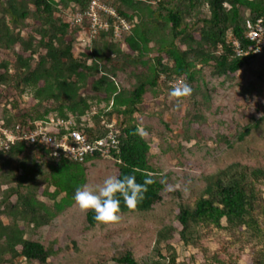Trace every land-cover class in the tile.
<instances>
[{"label":"trees","instance_id":"1","mask_svg":"<svg viewBox=\"0 0 264 264\" xmlns=\"http://www.w3.org/2000/svg\"><path fill=\"white\" fill-rule=\"evenodd\" d=\"M89 1L0 0V50H8L13 56L12 60L0 59V98L4 87L17 95L27 88L31 91L23 112L13 111L16 99L0 107V124L12 128L27 118L43 119L54 114L66 120L71 116L90 141L106 135L105 123L112 124L118 138V150H110L114 159L99 152L87 154L81 161L64 154L54 156L44 144L24 140L0 151V158L15 160L25 172L32 169L26 166L27 160L44 167L47 184L40 194L52 200L48 205L37 198L36 191L25 182L26 173L13 175L8 182L12 184L0 196V215L9 218L7 223L0 218V264L16 256L29 264H55L52 261L62 245L55 239L25 237L19 221L31 231L51 225L73 208L76 188L88 182L91 168L100 166L117 176L134 174L138 183H144L146 177L153 181L134 208L127 207L121 198L118 221L98 222L92 210L83 212L81 228L107 238L124 237V251L113 256L117 264H139L136 251L126 242L131 226L134 232L147 236L149 243L165 239L168 245L156 261L159 264H175L171 242L188 244L199 226L225 229L233 242L247 237L263 242L264 161L249 164L237 157L211 172L195 175L200 182L198 189L184 195L181 189H169V172L153 161L150 128L138 115L145 97L157 96L163 88L170 90L168 81L175 77L191 86L193 98L189 103L195 111L198 102L208 103L218 87L235 80L245 64L264 58V52L236 55L229 39L247 45L246 21L259 17L264 21V0H106L119 15L136 21L117 39L111 25L107 31H88L91 40L77 57L73 41L86 23L67 21L62 14L68 8L82 10ZM23 30L26 35H22ZM84 88L90 93H81ZM45 102L48 105L43 106ZM100 102L104 105H98ZM92 105L97 107L91 115L92 125H82L81 117ZM206 109L214 111L215 105L213 110L210 104ZM196 116L188 121H197ZM199 116H203L201 112ZM263 121L264 112L239 127L232 137L215 132V140L222 141L229 152L244 153L241 144L255 137L253 132ZM195 130L199 132L200 127ZM166 192L173 203L171 219L147 221ZM71 243L81 255L83 248L78 240L71 237ZM211 257L215 258L214 253ZM262 257L254 258V263L264 264Z\"/></svg>","mask_w":264,"mask_h":264},{"label":"rangeland","instance_id":"2","mask_svg":"<svg viewBox=\"0 0 264 264\" xmlns=\"http://www.w3.org/2000/svg\"><path fill=\"white\" fill-rule=\"evenodd\" d=\"M107 1L112 3L113 0ZM62 17L65 20L69 19L67 13L62 14ZM22 35H26V31L23 30ZM90 40L86 26L79 28L73 41L74 55L79 57ZM39 51L43 52L42 49ZM1 58L12 60L13 56L8 50H0ZM236 75L235 80L232 79V82L228 80L222 88L218 87L213 92V100L202 104L198 102L195 111H192L189 103L193 98L191 95L174 98L169 95L168 89L163 88L157 96L145 97L138 116L150 128L148 137L153 161L157 166L169 172V189H181L184 195L190 194V191L194 192L200 185L195 175H200L205 171L211 172L228 161L236 160L237 157L249 164L264 161V121L253 132L255 137L241 144L242 149H246L244 153L229 152L222 141L215 140L218 138L215 132H226L232 137L239 127L264 112V58L245 64ZM201 91H205L204 88H201ZM81 93L90 92L88 88H84ZM30 96L31 91L28 88L22 95H17L13 89L4 87L0 107L9 105L7 103L16 99L17 104L13 111L23 112L29 105ZM208 104L211 105V110L215 105V110L208 111L206 109ZM46 105L48 102L43 104V106ZM98 105L103 106L104 102ZM198 111L203 116H199ZM193 114L198 115L195 117L197 121L189 122ZM199 127L200 131L196 132L195 129ZM139 131L143 132V129L140 127ZM26 166H31L32 169L25 172L16 165L15 160L7 159L6 156L0 158V196L1 191L8 184H12L8 182L12 181L15 173H26L25 182L36 191L37 198L52 205L50 198L40 194V190L47 184L45 168L34 166L30 160L26 161ZM89 172L87 184L93 186L101 184L107 176L113 175L111 169L103 166L91 168ZM172 205L171 194L164 193V201L160 203L154 214L147 216V221L152 220L156 223L171 219ZM83 212L75 203L71 210L56 218L48 227L31 231V228L23 221H19V225L24 226L25 237L34 235V237L48 241L55 239L58 244L62 245V250L52 261L55 264H117L113 256L116 257L124 251V237L107 238L102 234H91V231L81 228ZM0 218L4 223L9 221V218L4 215H0ZM222 224H225L224 220ZM134 230L131 226L130 232L126 234V242L136 251L139 264H159L156 261L160 255L166 253L165 249L168 245L165 239H160L158 243L154 241L149 243L147 236L134 232ZM71 237L77 239L78 244L82 246L81 255L73 249ZM130 240L133 241L130 242ZM232 240L225 229L199 226L194 229L192 240L188 244L173 241L170 245L176 254L175 264L182 262L255 264L254 258L259 259L262 256L264 261V240L261 242L248 237L240 238L235 242ZM202 247L206 249V252H202ZM213 253L215 258L211 257ZM3 264L29 263L22 256H16Z\"/></svg>","mask_w":264,"mask_h":264},{"label":"built area","instance_id":"3","mask_svg":"<svg viewBox=\"0 0 264 264\" xmlns=\"http://www.w3.org/2000/svg\"><path fill=\"white\" fill-rule=\"evenodd\" d=\"M69 15L67 21L77 24L86 23L87 31L96 33L100 30L107 31L112 27L114 39L129 31L136 19L129 20L118 14L115 7L106 0H90L87 7L82 10L72 11L70 8L64 11ZM111 22V24H110ZM247 45L242 46L237 39L229 38L236 55L259 54L264 52V21L262 18L248 19L246 21ZM182 79L175 77L168 81ZM97 111L92 105L82 117V125L91 126V115ZM104 122V121H103ZM108 129L102 138L89 140L83 128H77L74 119L70 116L63 120L54 114H48L43 119L27 118L25 123H16L12 128L0 124V151L8 149L10 144L19 140L28 143L39 142L50 148L54 156L64 154L74 160H83L87 154L99 152L105 158H112L110 150H118V138L112 131V124L105 123ZM63 130V133H60Z\"/></svg>","mask_w":264,"mask_h":264},{"label":"clouds","instance_id":"4","mask_svg":"<svg viewBox=\"0 0 264 264\" xmlns=\"http://www.w3.org/2000/svg\"><path fill=\"white\" fill-rule=\"evenodd\" d=\"M191 93L192 88L185 80L170 82L171 97H186ZM152 182L150 177H146L144 183H138L134 174L110 175L99 185L85 183L77 187L73 199L81 210H92L98 222L118 221L122 200L127 207L134 208L143 200L147 186Z\"/></svg>","mask_w":264,"mask_h":264}]
</instances>
